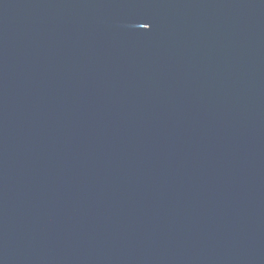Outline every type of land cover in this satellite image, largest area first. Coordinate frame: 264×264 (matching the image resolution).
<instances>
[{
	"label": "water",
	"instance_id": "95a60500",
	"mask_svg": "<svg viewBox=\"0 0 264 264\" xmlns=\"http://www.w3.org/2000/svg\"><path fill=\"white\" fill-rule=\"evenodd\" d=\"M0 264H264V0H0Z\"/></svg>",
	"mask_w": 264,
	"mask_h": 264
},
{
	"label": "snow or ice",
	"instance_id": "6c2138e0",
	"mask_svg": "<svg viewBox=\"0 0 264 264\" xmlns=\"http://www.w3.org/2000/svg\"><path fill=\"white\" fill-rule=\"evenodd\" d=\"M145 25H147V23H144V24L142 25V27H144Z\"/></svg>",
	"mask_w": 264,
	"mask_h": 264
}]
</instances>
